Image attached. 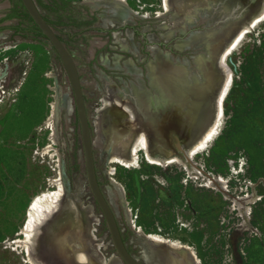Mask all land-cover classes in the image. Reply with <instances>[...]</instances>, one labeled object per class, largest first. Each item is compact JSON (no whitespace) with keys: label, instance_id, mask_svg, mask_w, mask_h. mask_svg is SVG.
Returning a JSON list of instances; mask_svg holds the SVG:
<instances>
[{"label":"rangeland","instance_id":"obj_1","mask_svg":"<svg viewBox=\"0 0 264 264\" xmlns=\"http://www.w3.org/2000/svg\"><path fill=\"white\" fill-rule=\"evenodd\" d=\"M9 1L0 0V15L10 3L18 2ZM34 1L76 63L93 140L97 137L94 121L103 105L108 80L118 88L136 82V76L129 74L125 65L129 58L138 67L156 60L158 73L172 77L175 105L186 111L185 122L189 121L201 93L193 84L183 86L184 67L179 64L185 60L188 70L193 71L191 57L198 58L201 51L195 49V44L188 48L190 41H185L191 33L200 35L213 30L218 24L207 25L208 19L218 20L221 12L239 5L237 0H168L170 11L158 16L164 10V0H128L137 14L132 25L116 32L127 45L128 51H123L114 35L100 29H114V25H102L96 15L101 13L100 7L91 3L93 9L83 0H67L70 5L65 6L61 0ZM259 3L256 0L254 4ZM207 13L210 16L204 19ZM173 19L178 22L174 31H169ZM190 25L193 26L184 32ZM25 41L7 42L6 46H18L0 53L9 65L6 71L0 68L6 72L4 86H0V264H28L26 250L17 243L23 236L20 232L27 207L34 195L57 188L52 180L58 177L64 185L62 204L72 215L77 213V221L83 225L88 224V211L92 212L96 222L92 228L101 239V252L110 259L117 254L86 180L70 83L55 50L44 37L31 31ZM151 47H156V54ZM114 55L120 58L116 61ZM226 63L233 82L222 104L221 133L196 156L205 173L200 182L190 179L178 165L162 168L150 164L142 152L138 168L110 163L119 141L112 126L117 118L113 109L102 112L104 145L94 144L93 148L98 181L129 251L141 262L143 251L152 248L162 264H185L182 256L174 261L170 250L146 243L143 232H148L193 244L202 264H264V183L260 182L264 179V20L246 34ZM140 77L148 87L147 76ZM53 103L58 108L55 140L52 124H45ZM109 124L112 128L107 127ZM110 166L114 168V179L125 188V198L141 233L125 217L123 200L112 184ZM212 174L231 177L228 192L205 186ZM226 193L230 199L225 198ZM252 195L255 201L247 204ZM235 198H240L241 206L250 207L249 215L241 213L233 202Z\"/></svg>","mask_w":264,"mask_h":264},{"label":"bare ground","instance_id":"obj_2","mask_svg":"<svg viewBox=\"0 0 264 264\" xmlns=\"http://www.w3.org/2000/svg\"><path fill=\"white\" fill-rule=\"evenodd\" d=\"M89 2L97 7L106 6L109 9L100 16L104 26L113 22L134 23L133 17L137 13L130 8L128 0H89ZM237 2L242 5V9L238 5L227 12H221V15L216 18L222 17L220 24L213 30L205 32V44L208 46V51L201 58L202 65L190 72L184 66L183 86L193 84L201 93L197 108L189 121L187 119L185 122L186 111L184 112L179 105H175L174 92L171 88L172 77H163L158 73L156 60H150L146 64L148 87L140 77V69L130 58L125 60V65L128 73L136 76V82L131 81L130 84L118 88L111 79L108 80L106 92L102 98L103 105L94 121L97 136L94 144L100 147L104 145L103 126L100 120L104 110L113 109L117 121L115 125L109 124L107 127L111 125L115 127L119 141L118 146L113 149L110 163L138 168L141 163L140 152H142L145 160L154 166L166 168L175 164L193 181L200 182L204 179L205 173L196 162V156L206 151L222 130L224 122L222 104L233 82L232 72L226 63L227 57L246 34L258 22L264 20V0H260V3L256 5L254 4L256 0H237ZM163 3L164 10L160 11L158 16L170 11L168 0H164ZM244 14L248 16L239 21L238 19ZM236 20L238 22H235ZM172 22L173 24L168 26L169 31H174L178 20L173 19ZM129 36H131L130 32ZM114 37L120 44L121 50L128 51L126 43L119 38L118 33H115ZM189 38L191 37H188L186 43L190 41ZM149 39H153V36L149 35ZM151 50L153 55L156 54V47H151ZM119 58V55H114L116 61ZM5 78L6 72L0 69V86ZM182 91L185 92V87ZM57 114V105L53 103L51 115L45 124H52L54 140ZM179 118L182 119L181 123L178 121ZM108 135L107 133L106 137L110 142V135ZM109 173L112 176V184L123 200L127 221L141 233L142 228L135 224L125 198V188L113 177V166H110ZM230 179L231 177L225 178L221 175L209 176L205 186L228 192ZM260 182L264 183V179H260ZM52 183L57 185V188L42 191L31 199L20 232L23 236L17 240V243L26 250L25 258L28 264H120L117 256L110 259L103 256L101 239L95 236L92 228V225L96 223L92 212L88 211V224L79 223L78 214L72 215L70 211H67V206L62 204L64 185L61 177L53 179ZM229 197L226 193L225 198L230 199ZM238 199L240 198L233 199L234 204L245 216L249 215L250 207L241 206L242 203ZM255 199L256 196L252 195L247 204L253 203ZM143 235L144 241L151 246H162L170 250L174 261L182 256L185 264H202L196 247L187 241L169 238L158 233L143 232ZM142 259L146 264H162L152 248L143 251Z\"/></svg>","mask_w":264,"mask_h":264},{"label":"water","instance_id":"obj_3","mask_svg":"<svg viewBox=\"0 0 264 264\" xmlns=\"http://www.w3.org/2000/svg\"><path fill=\"white\" fill-rule=\"evenodd\" d=\"M24 9L36 25V27L39 29L41 34L45 37V39L50 43L52 48L55 50L62 67L65 71V74L68 78V81L70 83V88L72 91V98L74 102V110L76 113L78 126H79V132H80V140H81V146H82V154H83V160H84V166H85V174H86V180L90 189V192L94 198V201L96 205L98 206L101 215L106 223L108 233L111 239V243L116 251V254L122 264H145L144 262H141L138 257L133 255L121 233V229L118 225V222L116 220L115 213L111 207L110 202L104 195L101 186L98 181L96 167H95V159H94V140L92 139L91 135V126L88 119L87 114V108L84 98V93L81 85V79L79 75L78 68L76 66V63L72 57V54L69 52L67 47L64 45L63 41L60 39V37L56 34L54 29L51 27L48 20L43 16V14L40 12L36 2L34 0H20ZM82 3L90 5L92 8V4L89 2V0H83ZM209 5H206V9L208 10ZM94 9V8H93ZM176 11H179L177 8H175ZM99 10L101 11V14H105L109 9L104 7H100ZM203 14V13H202ZM210 14H207L204 19L208 18ZM101 18V17H100ZM212 20V19H211ZM218 20L209 22V19L207 21V25H217L220 24ZM110 25H115L116 27L123 26L127 27L132 25L131 23L124 22V23H118L113 22ZM193 25H190L185 28L184 32L189 29V27H192ZM191 35V36H190ZM188 37L190 39L189 46H192L195 44V49L200 50L201 53L198 54V58H192V62L195 64V67L202 65V61L200 59V55L205 54L208 51V46L205 44V38L206 34L203 32L202 34H194L191 33ZM198 42V43H196ZM176 49V48H175ZM177 50V49H176ZM180 51V50H177ZM161 52V51H160ZM172 55V53L170 52ZM173 56V55H172ZM173 60V59H172ZM175 60H177L175 58ZM175 60H173L174 64ZM185 64V65H184ZM180 66L184 67L185 69L188 66V62L185 60L182 61ZM188 70V69H187ZM192 69L188 70L189 72Z\"/></svg>","mask_w":264,"mask_h":264},{"label":"flooded vegetation","instance_id":"obj_4","mask_svg":"<svg viewBox=\"0 0 264 264\" xmlns=\"http://www.w3.org/2000/svg\"><path fill=\"white\" fill-rule=\"evenodd\" d=\"M11 2V0L9 1ZM21 8L19 4H9L6 12L3 15H0V53H5V50H8L9 48H15L18 46V43H14V46H6L5 44L7 42H14L15 40H19L20 42L25 41L26 39L30 38V21L28 18L24 17V10L22 9L23 13L21 14L18 10V8ZM97 17H100V12H96ZM114 29L109 28H100L101 30H104L105 32H109L111 35H114L116 32H119L120 29L126 30V27L119 26L116 27L114 25ZM26 42V41H25ZM2 56V55H1ZM4 57L0 58V68L4 69L6 71V67L9 68V65L7 64V59H4ZM132 60V59H131ZM133 61V60H132ZM140 62V61H138ZM4 63V65L2 64ZM135 63V62H134ZM136 65V64H135ZM140 69L141 76L146 78V64H142V67H138ZM26 72L24 71L23 74ZM143 80V79H142ZM2 86L3 83H2Z\"/></svg>","mask_w":264,"mask_h":264},{"label":"trees","instance_id":"obj_5","mask_svg":"<svg viewBox=\"0 0 264 264\" xmlns=\"http://www.w3.org/2000/svg\"><path fill=\"white\" fill-rule=\"evenodd\" d=\"M18 2H17V4H19L20 6H21V8L24 10V17L25 18H28L29 19V21H30V23L33 25L32 27H30V32L32 31V32H35V33H37V34H39V35H41L42 37H44L42 34H41V32L39 31V29L36 27V25L34 24V22L32 21V19L30 18V16L28 15V13L26 12V10L24 9V7H23V5H22V3H21V1L20 0H17ZM62 1V3H63V5L65 6V5H70V2L69 1H67V0H61ZM16 4V3H15ZM49 22V21H48ZM50 23V22H49ZM51 24V23H50ZM45 38V37H44Z\"/></svg>","mask_w":264,"mask_h":264}]
</instances>
